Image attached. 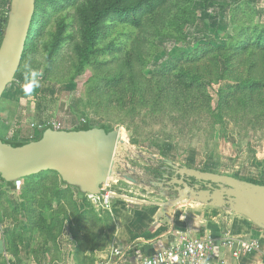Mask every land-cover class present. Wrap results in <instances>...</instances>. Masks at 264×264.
Wrapping results in <instances>:
<instances>
[{
    "label": "rangeland",
    "instance_id": "374dc122",
    "mask_svg": "<svg viewBox=\"0 0 264 264\" xmlns=\"http://www.w3.org/2000/svg\"><path fill=\"white\" fill-rule=\"evenodd\" d=\"M101 1L37 2L38 34L0 101V136L30 140L47 126L72 131L84 122L118 129L125 140L105 189L141 201H165L148 182L164 160L264 184V100L252 112L236 103L217 120L218 95L236 82L203 80L193 98L157 83L179 56L197 59L204 48L234 44L238 33L264 28V0H169L139 29L107 19L96 52L82 65L74 50L81 43L77 20ZM6 15L0 8V37ZM213 62L224 69L220 57ZM27 63L40 73L31 94L23 90ZM181 68L188 75L195 70ZM33 179L29 188L24 179L19 191H0V239L7 238L9 249L2 264H96L116 249L118 226L103 196L82 194L51 172ZM109 201L110 208L123 202Z\"/></svg>",
    "mask_w": 264,
    "mask_h": 264
},
{
    "label": "water",
    "instance_id": "95a60500",
    "mask_svg": "<svg viewBox=\"0 0 264 264\" xmlns=\"http://www.w3.org/2000/svg\"><path fill=\"white\" fill-rule=\"evenodd\" d=\"M5 29L0 41V101L15 81L30 26L36 11V0H10ZM119 130L93 128L90 131H67L47 128L41 138L22 146H14L0 139V177L7 187L13 182L45 172L58 175L61 182L90 196H105V186L112 178L115 152L123 144ZM166 171L173 177L161 189L162 203L141 201L108 193L115 199L158 207H175L184 202H196L207 207L228 211L244 217L264 230V185L251 183L228 175L204 172L177 166L164 160ZM119 176H121L119 174ZM134 183L131 177L122 176ZM165 178H168L166 176ZM205 184V189L189 186V181ZM215 186V187H214ZM175 193L167 198L166 193Z\"/></svg>",
    "mask_w": 264,
    "mask_h": 264
},
{
    "label": "trees",
    "instance_id": "16d2710c",
    "mask_svg": "<svg viewBox=\"0 0 264 264\" xmlns=\"http://www.w3.org/2000/svg\"><path fill=\"white\" fill-rule=\"evenodd\" d=\"M38 1L36 0V10ZM9 2L10 0H0V8L5 9L6 13L8 12ZM168 2L169 0H102L101 2L89 4L87 12H81L77 20L81 43L74 50L80 63L82 65L85 64L96 52L97 41L105 20L111 18L119 24L139 29L143 26L145 18L158 14ZM35 15L30 26L25 50L27 45L38 34L37 29L33 27ZM1 38L2 36L0 41ZM236 38L237 41L234 44L229 43L216 49L211 47L204 48L205 53L197 59H193V56L188 54L179 56L165 70L158 73L161 79H158L157 83L162 85L165 82L168 86L164 88L171 87L175 94L184 95L187 98L190 95L193 98L195 96L194 91L198 90V84L203 89L201 86L203 80L213 82V80L217 79H229L236 83L225 90L222 89L219 93V110L214 118L218 120L222 112H226L230 106H234L236 103L243 104L247 110L252 112V108L256 106L257 101L264 100V28L253 32L247 29L238 33ZM129 56L128 54L126 57L127 62L129 61ZM218 57L223 61V70H219V67L218 69L213 68L215 64L213 60L216 59L217 63ZM183 66H191L195 70L189 71L191 75H188L181 68ZM200 73H205L206 77H203ZM180 106L178 104L177 108ZM47 128L52 127L47 126L39 130L36 136L30 140H8L2 136H0V139L16 147L22 146L31 141L39 140ZM92 129L87 122H84L80 123L72 131H90ZM47 173L45 172V174ZM42 174L26 178L25 187L29 188L31 184H34L32 183L34 182L33 178H37ZM0 182L6 186L1 177ZM61 184L66 185L63 182ZM7 188L15 191L13 186Z\"/></svg>",
    "mask_w": 264,
    "mask_h": 264
},
{
    "label": "crops",
    "instance_id": "0c3cea01",
    "mask_svg": "<svg viewBox=\"0 0 264 264\" xmlns=\"http://www.w3.org/2000/svg\"><path fill=\"white\" fill-rule=\"evenodd\" d=\"M1 190L11 191L0 182ZM122 201L114 209L109 201V214L118 226L112 247L122 248L132 262L196 239L211 242L204 264H264V230L242 216L196 202L167 208ZM2 239L0 264L9 251L7 238ZM229 239L253 243L254 247L235 257L233 253L238 252V246L236 243L230 246L226 242Z\"/></svg>",
    "mask_w": 264,
    "mask_h": 264
},
{
    "label": "built area",
    "instance_id": "2783aa9c",
    "mask_svg": "<svg viewBox=\"0 0 264 264\" xmlns=\"http://www.w3.org/2000/svg\"><path fill=\"white\" fill-rule=\"evenodd\" d=\"M55 129L60 130V128ZM22 183L23 179L13 182L15 191L21 189ZM108 193L110 192H107V194L103 196L106 206L109 204V199L112 198L111 196L107 197V195H109ZM89 197L92 196L89 195ZM226 242L230 246L235 243L237 244L238 252L235 251L233 253L235 257L238 256L240 252H248L254 247L253 243L246 241L229 239ZM210 247L211 242L209 241L196 239L186 240L181 245L172 246L152 255L144 256L136 262H132L122 248H116L115 250H111L104 259H101L96 264H204L205 258L207 259L208 257Z\"/></svg>",
    "mask_w": 264,
    "mask_h": 264
},
{
    "label": "flooded vegetation",
    "instance_id": "af4514ba",
    "mask_svg": "<svg viewBox=\"0 0 264 264\" xmlns=\"http://www.w3.org/2000/svg\"><path fill=\"white\" fill-rule=\"evenodd\" d=\"M160 173L150 177V181H148L151 185V183H162L163 184V187L164 188H167V187H170V189H172L173 186H167V183L171 181V178L173 177V172L172 171H166V165L162 166V168H160ZM166 176H168V178H165ZM135 181V180H134ZM136 182V181H135ZM134 182V183H135ZM189 186L193 187V186H198L199 189H205V184L204 183H201V182H195L193 180H190L189 181ZM154 187V186H153ZM215 187V186H214ZM156 189L158 191H162L161 189H159L158 187H156ZM166 194H170L171 196L172 195H175V193H166Z\"/></svg>",
    "mask_w": 264,
    "mask_h": 264
},
{
    "label": "clouds",
    "instance_id": "9594fccd",
    "mask_svg": "<svg viewBox=\"0 0 264 264\" xmlns=\"http://www.w3.org/2000/svg\"><path fill=\"white\" fill-rule=\"evenodd\" d=\"M25 84L23 85V90L26 94H31L36 88L40 87V73L33 69L30 63L25 64Z\"/></svg>",
    "mask_w": 264,
    "mask_h": 264
},
{
    "label": "bare ground",
    "instance_id": "6f19581e",
    "mask_svg": "<svg viewBox=\"0 0 264 264\" xmlns=\"http://www.w3.org/2000/svg\"><path fill=\"white\" fill-rule=\"evenodd\" d=\"M119 136H120V138H121V140L123 141V143H124V136H123V134H122V132H119ZM114 178V177H113ZM111 180V179H110ZM107 197H109V195H107ZM112 197V196H111ZM135 203H138V202H135Z\"/></svg>",
    "mask_w": 264,
    "mask_h": 264
}]
</instances>
